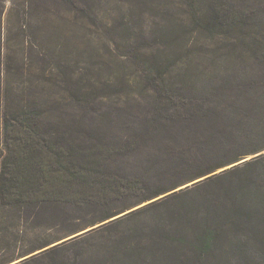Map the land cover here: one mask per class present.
<instances>
[{
  "label": "rangeland",
  "instance_id": "rangeland-1",
  "mask_svg": "<svg viewBox=\"0 0 264 264\" xmlns=\"http://www.w3.org/2000/svg\"><path fill=\"white\" fill-rule=\"evenodd\" d=\"M30 1L0 0L3 45L21 33L24 23V35L34 41L23 53L31 75L12 86L19 89L24 80L25 97L39 99V105L29 104L39 106L40 126L59 124L58 130L69 131L67 135L72 127H80L79 133L62 140L67 147L80 145L88 153L86 159L74 157L83 168L94 165L100 171L84 173L90 184L87 190L94 186L87 192L92 204L0 207V264H264V97L253 90L258 77L251 61L243 58V63L231 52L223 60L215 59L218 62L203 60L200 54L205 50L197 47L209 44L211 34L194 35L188 42L196 55L180 48L184 41L179 38L177 45H171L179 53L177 65L166 70L178 87L168 91L180 103L155 100L159 99L155 92L144 90L150 73L157 78L154 66L145 65L148 56L129 52L121 37L116 46L108 47L114 30L90 28L93 14L87 12L88 18L78 20L77 9L68 0ZM142 1L83 0L82 5L91 7L109 26L113 18L136 20L138 30L158 34L150 37L156 39L155 48L163 46L162 33L169 37L163 30L171 27L167 20L174 22L171 11L179 9L182 0H163L160 9L155 8L162 17L148 11L140 24V12L149 7L141 6ZM22 4L32 9L23 8L27 14L19 21L11 12ZM254 5V0H234L226 7L250 19ZM81 47L90 55L81 61L86 82L118 84L124 75L129 81L122 92L93 88L100 95L90 92L81 98L83 102L70 99L62 107L68 109L65 112L52 102L51 89V95L40 92L49 83L39 89L36 64L45 60L55 64L59 52L73 57ZM122 54L129 55L128 66L121 64L126 61ZM187 70L196 72L193 84L183 77ZM8 79L0 76V163L9 154L3 103ZM91 158L95 164H90ZM220 165L227 166L198 177ZM160 190L168 192L154 197ZM208 227L216 230V240L201 258L196 248ZM52 238L57 240L29 255L31 247ZM52 247L57 249L49 253Z\"/></svg>",
  "mask_w": 264,
  "mask_h": 264
},
{
  "label": "trees",
  "instance_id": "trees-1",
  "mask_svg": "<svg viewBox=\"0 0 264 264\" xmlns=\"http://www.w3.org/2000/svg\"><path fill=\"white\" fill-rule=\"evenodd\" d=\"M82 1L83 0H68V3H71L77 9L79 16L78 20H81L82 17L88 18L87 12L93 14L92 20L88 21L92 22L90 28L97 27L99 30H102V32L114 30V39L111 42L106 41L108 47L112 48L116 46L118 42L117 39L121 37L125 48H128L129 52L134 51L138 52V55L142 54L148 56L145 57V65L152 64L154 66V73L157 78H153V74L150 73L151 75L147 77V85L144 90L146 91L148 89L149 91L155 92L157 97H159V99L155 100H169V103L177 105L180 103L175 102V96L171 95L168 91V89L171 91H173L172 89H178V87L173 84L170 73H167L169 68L171 69V67L177 65V54L179 53L174 52L178 50H174L173 45H177L179 38H181L184 44H181L180 48H185L190 51L191 48L188 42H190L191 38L194 35L203 36L205 34H211L212 39L209 44L206 43L204 46L200 44L197 47L199 50H205L203 54H200V57L202 56L203 60L218 62L217 60L224 59L226 53L231 52L234 54L236 53L237 58L243 63L245 62L243 58H247L248 61H251L256 72L254 75L258 77V80L252 82L254 83L253 90L258 93V95H261L263 99L264 0H254L255 5L250 19L246 15L243 16L240 14L239 11L226 7L234 3V0H182L180 4H177L180 6L179 9H173L171 11L174 22L171 21V19L167 20V26L171 27L169 30H167V28L163 30L165 33L168 32L169 37H166V40L162 33L163 43L161 44L163 46L156 48V39L150 40V37L153 35H158L155 31H151L150 35H148L142 27V30L136 28V20L130 19L129 22H124V18L122 17H120V19L113 18L114 23L112 26H109L101 19V16L92 12L94 10L91 7L87 6L85 8L84 4L82 5ZM29 2L31 1L29 0ZM153 3H155L154 7H152ZM161 3H163V0L159 3L157 0H143L141 6L149 7L144 10V12H140V18L138 17L139 20L137 19L140 24H142L141 20L145 19L144 16L148 11L156 13L155 8L160 9ZM174 5L176 4L174 3ZM30 6L32 9V5ZM23 8L27 11L30 9L22 4L18 6V8L13 9L11 15L15 14L19 21L22 20L27 14V11ZM128 10L130 11L129 8ZM29 12L28 14H30ZM2 14L3 13L0 11V76L4 74L9 78V85L6 87V96L3 102L6 106L4 114V143L7 146L9 154H7L5 160L0 163V207H32L45 202L57 207L66 203L75 207L78 202H82V204H92L91 200L87 201L90 198L92 199V196L90 197L87 192L93 189L94 186H91L90 189L87 190L90 184L86 180L84 173L85 171L91 173L100 170L94 167V165L85 169L80 161L74 159V157L77 158L80 155V157L84 159L90 156H88V153L84 154V149L80 145L74 144L73 148H71V145L67 147L66 142L62 139L66 137L69 131L60 132L57 128L59 124H54L52 122H49V124L44 127L38 124L42 117V113L38 106L40 101L39 99L33 101L25 97L22 92L24 80L18 85L21 94L16 86H12L14 82H18L25 79V76L31 75V73H27L28 66L23 53L27 50V45L29 43L34 44V41L27 37V35H24V30L27 28L24 23L25 25L22 24L21 26V33L17 32L14 34V37L10 36L7 38L4 46L1 39ZM34 15H39V17H41L42 13H35ZM157 15L162 17L160 14ZM135 29L138 31L135 32ZM28 47L32 48V52L33 46L29 45ZM194 47L196 48V46ZM161 48L163 49L161 50ZM80 49L81 51H76L73 57L69 55L63 56V54L59 52L58 61L55 64L52 63L51 60L41 61L40 65L36 64L38 66V71L35 77L40 82L39 89L45 86L46 82L49 83V86L40 92L47 96L51 95L53 91L52 93L55 98L52 102L55 103V106H58V108L67 105L70 99L83 102L82 99L88 97L87 95H89L90 92L94 95H97V92L100 90L104 92L107 89H112L113 91L119 89L118 92H122L123 86H127L129 81L124 75L123 79L118 84H107V82L91 79L86 82L84 78L87 77L86 74L80 73L83 71L81 65L84 64V61L82 63L81 61L89 59L90 55L86 54L87 51L86 49L84 51L83 47ZM144 49H149L151 51H143ZM182 51L184 50L182 49ZM193 52L194 51H190V53L196 55ZM122 55L126 61L121 62V64L128 66L130 63L128 60L129 55ZM209 56H213V59ZM73 62L74 65L70 64ZM89 64H91V62H89ZM195 76L196 72L192 70H187L183 75L184 79L189 81V83L192 82V84ZM11 79H13V82H11ZM28 82L30 81L28 80ZM160 87L166 88L164 92L159 90ZM93 88H98L99 90L94 92ZM30 89H32V86ZM260 90L263 91L260 93ZM168 93L170 94L168 95ZM56 94H58V96H56ZM29 103L33 105L38 104V107L33 108ZM62 109L65 112L68 110L67 108ZM72 130L71 134L67 136H73L74 131L79 133L80 127L76 130L72 127ZM80 137H85V134L81 133ZM94 137L100 140L99 135H94ZM76 147H79L80 152L77 151L78 149ZM90 164H95L93 158L90 159ZM98 164L101 166V162H98ZM246 165L249 166V163ZM225 166L227 165L213 166L199 173L198 177L208 176ZM166 192L168 191L160 190L155 192L153 196L157 197ZM216 216V218L219 219V214H216ZM105 218L109 219L111 216L107 215ZM213 219L215 221L214 216ZM215 233L216 230H212L208 227L200 234L199 245L195 253L197 256L202 258L208 253L213 242L216 240ZM55 239L56 238H52L31 247L30 251L28 250L29 255L37 250L50 246ZM56 249V247H52L49 253Z\"/></svg>",
  "mask_w": 264,
  "mask_h": 264
},
{
  "label": "water",
  "instance_id": "water-1",
  "mask_svg": "<svg viewBox=\"0 0 264 264\" xmlns=\"http://www.w3.org/2000/svg\"><path fill=\"white\" fill-rule=\"evenodd\" d=\"M87 232H89V231H87ZM87 232H84V233H80V234H78V235H76V236H74V237H71V238H69V239H67V240H65V241H62V242H60V243H66V242H68V241H71V240H73V239H75V238H77V237H79V236H83V235H85ZM26 259V258H25Z\"/></svg>",
  "mask_w": 264,
  "mask_h": 264
}]
</instances>
